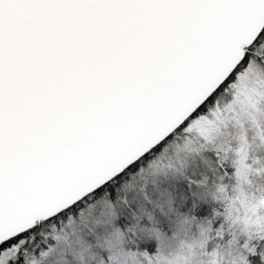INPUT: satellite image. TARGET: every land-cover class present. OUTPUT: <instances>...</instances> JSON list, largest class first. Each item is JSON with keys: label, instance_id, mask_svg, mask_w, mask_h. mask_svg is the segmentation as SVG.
<instances>
[{"label": "water", "instance_id": "water-1", "mask_svg": "<svg viewBox=\"0 0 264 264\" xmlns=\"http://www.w3.org/2000/svg\"><path fill=\"white\" fill-rule=\"evenodd\" d=\"M264 29V0H0V246L171 136Z\"/></svg>", "mask_w": 264, "mask_h": 264}, {"label": "trees", "instance_id": "trees-1", "mask_svg": "<svg viewBox=\"0 0 264 264\" xmlns=\"http://www.w3.org/2000/svg\"><path fill=\"white\" fill-rule=\"evenodd\" d=\"M246 70L264 82V29L171 136L94 193L6 239L2 245L21 244L5 264H264V212L261 225L248 229L226 197L237 187L251 201L264 197V106L256 123L221 129L209 140L187 128L193 117L228 101ZM182 142L192 151H176ZM240 142L252 170L237 182L232 171Z\"/></svg>", "mask_w": 264, "mask_h": 264}, {"label": "rangeland", "instance_id": "rangeland-1", "mask_svg": "<svg viewBox=\"0 0 264 264\" xmlns=\"http://www.w3.org/2000/svg\"><path fill=\"white\" fill-rule=\"evenodd\" d=\"M230 88L229 100L218 101L207 113L195 116L190 122L188 129L209 140L216 136L219 130L235 128L242 130L246 123L251 126L256 123L264 106V82L263 79L250 76L247 70L239 72L236 81ZM177 144V143H176ZM236 165L232 174L236 181H243L252 170L251 161L247 156V146L243 142L236 145ZM174 149L179 153L192 151L187 142L178 143ZM240 193V194H239ZM243 195L241 187H237L235 193H227L228 204L241 218L243 224L252 229L261 225L262 211L264 212V197L250 200ZM6 241V240H4ZM3 241V242H4ZM0 246V264H5L16 253L21 241L11 242L9 245Z\"/></svg>", "mask_w": 264, "mask_h": 264}]
</instances>
